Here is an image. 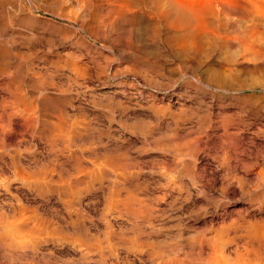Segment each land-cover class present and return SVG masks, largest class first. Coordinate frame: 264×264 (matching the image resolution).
Listing matches in <instances>:
<instances>
[{"label": "clouds", "instance_id": "obj_1", "mask_svg": "<svg viewBox=\"0 0 264 264\" xmlns=\"http://www.w3.org/2000/svg\"><path fill=\"white\" fill-rule=\"evenodd\" d=\"M25 3L0 39V264H264V0Z\"/></svg>", "mask_w": 264, "mask_h": 264}, {"label": "rangeland", "instance_id": "obj_2", "mask_svg": "<svg viewBox=\"0 0 264 264\" xmlns=\"http://www.w3.org/2000/svg\"><path fill=\"white\" fill-rule=\"evenodd\" d=\"M124 1H126L125 2L126 3V7H125V5H123ZM129 1L128 0H122V2H121V1H117L116 0L115 1V4L117 3L116 7H120L121 6V5L118 6L119 5L118 3H120V2H121L120 4H122L123 7L121 6L120 9L116 8L115 6L114 7L116 9H118L119 12L122 9L121 12H124V13L127 12V14H130V15L137 14L140 11V9L138 7H136V6H134V3H133L132 0L130 1V4L128 3L131 7L129 5H127V2H129ZM105 2H106V0H105ZM111 2L113 3L112 0H110V4H111ZM34 3H36V5L39 8L40 12L43 13L44 9L40 6V0H34ZM107 3L108 4H106V5L109 6L110 10H111L110 7L113 8V5H115L114 3L112 5H109L108 0H107ZM27 13H28V7H27V4L25 3V0H0V39H3V40L7 39L6 42L9 43V44L13 43L15 41V39H16V36L12 35V34H9V32H5L3 30L8 29L9 24H14L18 29L21 28L24 24L28 23L27 19H25L26 16H27ZM101 18H103V14H101ZM206 18H207V16H206ZM210 21H212V18L208 17V19H206V22H204V23H206V26H205L204 23H201V21H200V23L198 25V33L197 34L199 35V34H203L204 32H207V33H210L213 36H216V37L219 38L220 34L218 35V33H222L223 31L221 30L220 32H217L216 34L212 33L213 31L216 32V28L212 26V25H214V22L213 21L210 22ZM207 24L210 25V26H208ZM211 26L213 27V29L210 28ZM208 27L210 28V31H209ZM207 28H208V30H207ZM204 29H206V30H204ZM211 30H213V31H211ZM218 30H220V29L217 28V31ZM94 34L95 33L93 32V35ZM213 36H211V38ZM220 37H221L220 40L214 39V38H212V39L209 38L208 39L209 42L207 41L208 47L215 49V48H218V47L222 46V44H220L221 41L224 44L230 42V38L228 36H226L227 37L226 38L225 35L222 34V36H220ZM213 40H215V42ZM76 43H77V45L82 44L81 41H77ZM99 43L102 44L103 41H99ZM49 46L50 47H54L52 42H49ZM70 55L73 56V57L69 58ZM96 55H99V53L97 52ZM237 56L238 55L236 54V51H235L234 48L225 52L226 60L230 61L231 63H236L238 61V60H235ZM77 57H78V54L69 51L66 54L58 55L53 60V63L55 64L57 69H62L66 64H68V65H76L77 62H78V58ZM93 58H95V55L93 56ZM237 59H239V57H237ZM224 70H226V72H227L228 69L226 68V69H223L222 71H224ZM226 72H224V73H226ZM91 74H92V72L89 71L88 75H91ZM221 74H222L221 72H220L219 75H217V73H215V75H217L218 77L221 76ZM102 87H103V85H102ZM135 87H136V85L134 84V82L128 81L127 83H125L121 87H113L114 89L113 88L107 89V91H109L111 93L110 95H94L92 97L91 103H92V105H93V107L95 109H97L99 111H103L104 109H106L110 105H113L114 103H118L119 102V100H118L119 96L124 94L126 91L127 92H131ZM256 100H257V102L264 103V97H261V98L257 97ZM18 111H20V109ZM238 114L240 115V113H237L236 115L239 116ZM69 118H70L69 114L66 113L59 120H52L50 122L53 125L54 128L60 129V131H57V132L53 133V136H52L53 142L59 137V135L62 132L64 122L67 121ZM94 119H96L95 116L89 117L86 113H83L77 118L76 121H73V125L75 126V125H77L78 123H81V122L84 123V124H87L89 120H94ZM86 131H87V129L85 128V131L82 132L81 135L86 134ZM68 160H69V163H71L73 160L76 161V164H74L73 167H77L81 163V157H79V156H69ZM81 170L82 171H87L88 169L87 168H81Z\"/></svg>", "mask_w": 264, "mask_h": 264}, {"label": "bare ground", "instance_id": "obj_3", "mask_svg": "<svg viewBox=\"0 0 264 264\" xmlns=\"http://www.w3.org/2000/svg\"><path fill=\"white\" fill-rule=\"evenodd\" d=\"M112 1H113V3L115 4V1H116V0H112ZM117 1H121V2H122V0H117ZM128 1H129V0H128ZM130 1H131V0H130ZM130 1L127 2V5L130 4ZM132 1H133V0H132ZM108 2H109V5H112V4H113L112 2H111V4H110V0H108ZM121 2H120V3H121ZM125 2H126V1L123 2V5H125V7H126V3H125ZM120 3H118V4H119L118 6H120V5L122 6V4H120ZM124 3H125V4H124ZM128 3H129V4H128ZM131 3H132V2H131ZM106 4H108V3H107V0H106ZM116 4H117V3H116ZM116 4L113 5V7H114V6L116 7ZM107 6H108V5H107ZM121 6H120V7H121ZM129 6H130V5H129ZM108 7H109V6H108ZM115 7H114V8H115ZM120 7H116V8H119V9H120ZM122 7H123V6H122ZM127 7H128V6H127ZM130 7H131V6H130ZM110 8H112V7H110ZM134 8H135V7H134ZM127 9H128V8H127ZM117 10H118V9H117ZM121 11H122V9H121ZM121 11H120V12H121ZM130 11H131V10H130ZM135 11H136V10H135ZM123 13H124V12H123ZM125 13H127V12H125ZM135 13H136V12H135ZM206 19H208V16H207V18H206V16H202V17L200 18L201 23L206 22ZM200 21H199V23H200ZM212 21H213V20H212ZM212 21H210V22H212ZM213 22H214V21H213ZM204 24H205V26H206V23H204ZM212 24H213V23H212ZM212 24H211V25H212ZM207 25H208V24H207ZM205 26H204V27H205ZM208 26H210V25H208ZM212 26H213V25H212ZM212 26H211L210 28L213 29L214 26H213V27H212ZM208 28H209V27H208ZM208 28H207V30H208ZM210 28H209V31H210ZM215 28H216V32H214L213 30H211V31H213L212 33L216 34L217 32H220V31H221V30H218V31H217V27H215ZM215 28H214V29H215ZM204 30H206V29H204ZM219 34H220V35H219ZM222 34L225 35L223 32H222V33H218L219 38H221L220 36H222ZM210 35L213 36L212 34L209 33V37H210V38H211ZM226 36H227V35H225V37H226ZM213 37H216V36H213ZM223 38H224V37H223ZM226 38H227V37H226ZM211 39H212V38H211ZM6 40H7V39H6ZM219 40H220V39H219ZM213 41L215 42V40H213ZM226 41H227V40H226ZM208 42H209V41H208ZM221 42H222V41H221ZM221 42H220V44H224L223 42H222V43H221ZM193 43H194V42H193ZM216 43H217V42H216ZM225 44H227V43H225ZM74 56H75V55H74ZM231 56H232V55H231ZM70 57H73V56L70 55L69 58H70ZM237 57H238V56H237ZM237 57H236L235 60H238ZM75 58H76V57H75ZM77 58H78V57H77ZM71 59H72V58H71ZM74 60H75V59H74ZM72 64H73V63H72ZM225 69H226V68H225ZM224 72H226V70L222 71V72H221V73H222L221 75H223ZM227 72H228V70H227ZM227 72H226V73H227ZM215 73H217V75L220 74V72H219V73H218V72H214V75H215ZM226 73H224V74H226ZM217 75H216V76H217ZM217 77H218V76H217ZM219 77H220V76H219ZM113 89H114V88H113ZM117 90H118V89H117ZM113 92H114V91H113ZM120 92H121V91H120ZM107 97H108V96H107ZM260 98H261V97H260ZM261 101H262V100H261ZM118 103H119V102H118ZM18 110H19V109H18ZM18 110H17V112H19ZM238 115H239V114H238ZM236 116H237V115H236ZM259 134H262V133H258V135H259ZM85 170H86V169H85Z\"/></svg>", "mask_w": 264, "mask_h": 264}]
</instances>
